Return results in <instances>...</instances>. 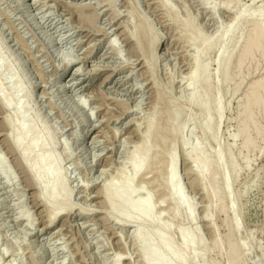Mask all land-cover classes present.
Returning <instances> with one entry per match:
<instances>
[{"label":"rangeland","instance_id":"1","mask_svg":"<svg viewBox=\"0 0 264 264\" xmlns=\"http://www.w3.org/2000/svg\"><path fill=\"white\" fill-rule=\"evenodd\" d=\"M254 23L264 0H0V264H143L136 234L171 264L183 235L196 245L179 264H227L230 245L235 264H264V38L239 63ZM203 43L206 87L190 81ZM251 92L262 100L253 123L242 115ZM14 138L32 163L57 164L37 175L60 179L56 204ZM172 150L181 208L167 188ZM132 158L147 167L131 196L153 205L147 226L112 215L105 197L132 176Z\"/></svg>","mask_w":264,"mask_h":264},{"label":"bare ground","instance_id":"2","mask_svg":"<svg viewBox=\"0 0 264 264\" xmlns=\"http://www.w3.org/2000/svg\"><path fill=\"white\" fill-rule=\"evenodd\" d=\"M247 35L248 36H247L245 48L243 49V51L239 55V63H241V64H243V61L246 60L247 57L252 53V49L253 48L254 49L258 48V46L261 44L260 42L264 38V25L262 23L260 25L258 23L257 24L254 23L253 26H252L251 32L249 34H247ZM211 44L210 43H203V48L200 51V54L198 55L197 58L196 57H195V59L193 58L194 59L193 61L196 62V69L193 70V72L191 73V76H190L191 85L197 84V82L195 83L194 81L200 79V82H201L202 85H204L205 87L208 86V82H207L208 78H206V76H205L207 74V73H205V71H206L205 66L199 65V62H201V60L203 59L205 54L210 50ZM152 46L154 47V44H152ZM198 50H200V49H198ZM232 53H233V51H232ZM232 56H233V54H232ZM230 57H231V54L229 56H227V60H226V58L224 59V63L222 65V66L225 65L224 68L222 67V69L224 70V72H222L224 81H227V74H228L227 73V71H228L227 64H228L229 59H230L229 63H231V59H232ZM238 68H240V64H239ZM254 87H255L256 90L259 87H263L264 88V81L254 84ZM255 91H254V93H255ZM254 93L253 92L250 93L251 95L247 98V102L244 105L243 112H242V115H244L248 121H252L251 117L254 114V113L252 114L253 109L254 108H258L259 109V106L261 105V102H262V100H260L259 97H257V94L255 95ZM0 104H1V108L2 109L4 108L5 110H7V108H9V106H10V102L8 100L3 99L1 89H0ZM207 105H208L207 102H204L202 104H199L198 107L201 110H203V109L207 108ZM23 116H26V114L23 115ZM179 117H180V113L179 112H176L173 115H170V119L172 121H175V122L179 119ZM22 119H23V117H22ZM5 121L7 122V124H9L8 123V119H5ZM208 123L209 122L206 123V128L209 127ZM252 123H253V121H252ZM245 130H247V126L246 125L243 126V129H242L241 132L244 133ZM9 132H11V131H9ZM29 132L33 134V130L32 129H30ZM174 133L176 134V136L179 137V135L181 134V130L178 128L177 130H175ZM216 137H218V136H216ZM212 139H213V137H212ZM23 141H24V139H23ZM39 141H40V138L38 136H34L33 146H36L39 143ZM10 143H11V146L13 147L14 150H17V152L20 151V157H22L26 161V162H24V160H23V163H25V165H24L21 162V160H20V166L30 176V179H31V182H32V185L34 186V188L37 189L40 192V195L45 197V199L47 201L45 199L44 200L46 202H49V203H53V202L55 203L56 202L57 203L56 200L58 199L59 192L61 190L60 188H61V185H62L60 179L56 178L54 183L51 185V187H48L47 186V182L46 181H40L39 180L40 178L37 176L39 169H41V168H43L45 166H48L49 168H52V171H54V173H55V170L57 168L56 167L57 164L54 163V161H53V159L51 157H44L40 161H38L37 163H32L31 161H29L27 159V157L25 155L27 148L22 146V139L21 138L20 139L14 138L13 142H10ZM247 145L248 144H245L246 148H247ZM15 153H16V151H15ZM168 155L169 156L167 158V171H166V178H167V182H168L167 188H168L169 191H171L172 190L171 189V185H172L173 194H174L173 200L176 202L177 206L179 208H181L184 204H183L182 200L177 197L178 189H177V187L175 185V182H174V177H175V163H174L175 162V156H174V151L173 150L170 151V153ZM145 156H146V154H145ZM142 158H143V156H142ZM132 160H133V162L131 164L132 168H133L132 176L121 187L115 188L113 190H108L109 188L106 189L107 193H106L105 197H107L108 203L110 204V212H111L112 215L118 216V218H120V220H122L124 223L136 224L138 226H147V225H150L153 222H155V220L153 218V215H154L153 214V210H154L153 209V205H151L150 200L147 199V198L144 199V200H141V199L137 200V198L139 196L141 198L143 197V194L141 193L140 189L137 191L139 196L136 195L137 196L136 200H132L131 199V196L133 194L132 184H133L135 178L138 177L137 175H139V173L143 170V168H144L143 167V161L144 160L142 162L140 160H136L135 158H132ZM144 164H145V161H144ZM231 167H232L231 169L234 170L233 164H231ZM146 168H144V169H146ZM205 169H206V165H203L201 167V169H200V173L202 175H203V172L205 171ZM48 172H50V171H48ZM112 186H114V185H112ZM39 199L41 201V198H39ZM188 215L191 216V211L188 212ZM56 216L57 215L53 216V219H52L53 221L55 220ZM191 220H193V219H191ZM166 230H167V228H166ZM142 235H145V233H143ZM145 236L142 237L140 234H136L135 235V240L139 241V243L141 244V259H142L143 264H171V263H168L166 261L167 259L165 260V258L163 256V253H160L159 251H157L160 248L156 249L157 247H155V249H154L151 246V241L149 240L148 234H147V238ZM158 239L161 240V250H162V252H164L165 254L166 253L167 254L170 253V251H171L170 242L163 241L161 235H158ZM181 243H182V246H183V251L174 254L173 257H172V261L175 264H179V263L184 262V260L186 258L185 249L189 248L190 246L196 245L193 236L190 237V236L183 235L182 239H181ZM234 243H236V242H234ZM154 246H156V245L154 244ZM234 247L235 246H232V245H230V247H229L228 262H226L227 264H235L234 262H236V261H234V259H236V257L238 255H240V254L236 255V250H235ZM236 249H237V247H236ZM197 258H198V254H194V256L192 258L193 263L196 261ZM242 261H243V259H242Z\"/></svg>","mask_w":264,"mask_h":264}]
</instances>
